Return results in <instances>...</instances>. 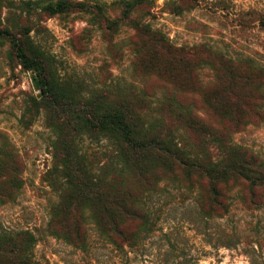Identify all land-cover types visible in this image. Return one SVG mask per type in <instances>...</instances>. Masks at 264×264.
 I'll return each instance as SVG.
<instances>
[{
  "label": "rangeland",
  "instance_id": "374dc122",
  "mask_svg": "<svg viewBox=\"0 0 264 264\" xmlns=\"http://www.w3.org/2000/svg\"><path fill=\"white\" fill-rule=\"evenodd\" d=\"M35 50L68 108L21 64ZM12 262L264 264V0H0Z\"/></svg>",
  "mask_w": 264,
  "mask_h": 264
},
{
  "label": "trees",
  "instance_id": "16d2710c",
  "mask_svg": "<svg viewBox=\"0 0 264 264\" xmlns=\"http://www.w3.org/2000/svg\"><path fill=\"white\" fill-rule=\"evenodd\" d=\"M25 5L33 4L32 2H25ZM42 11L50 14L55 15L58 13H62L66 10L64 8V4L62 2L56 4L55 6H47L46 8H41ZM14 43V47H17L18 44L16 42ZM33 53L30 56H27L23 51H20L18 54V57L21 61V64L24 68L32 70L35 74L34 78V85L41 93V97H43V101L45 104H47L48 107H60L62 109H66L69 107V99L62 96V94L59 92V87L57 84V81L54 77V75L47 69L48 60L39 52L32 51ZM118 117L116 115L109 116H103L101 119H98L97 121L93 120L92 117L89 120L88 125L90 128H97L99 127L100 131H107V133H111L112 130L119 126ZM95 121L96 123L90 122ZM123 125V124H122ZM123 129L125 132H129L126 130L123 126ZM126 141L129 144L130 147H133L135 145V142L131 139L130 135H127L126 133ZM139 150L142 147H133ZM238 169L240 174H243V170L240 168H230L229 171L236 172ZM219 175L217 174L216 178H218ZM213 195V201L214 203L220 207L223 208L224 205L222 204V199L225 198V195L222 190L220 189H214L212 191ZM11 264H17L15 262H12Z\"/></svg>",
  "mask_w": 264,
  "mask_h": 264
}]
</instances>
